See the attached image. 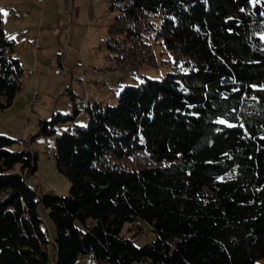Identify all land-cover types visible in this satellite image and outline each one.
I'll use <instances>...</instances> for the list:
<instances>
[{"label": "trees", "instance_id": "trees-1", "mask_svg": "<svg viewBox=\"0 0 264 264\" xmlns=\"http://www.w3.org/2000/svg\"><path fill=\"white\" fill-rule=\"evenodd\" d=\"M109 11L103 47L115 67L156 66L154 44L187 61L124 87L115 106L88 103L87 126L55 143L68 196L31 187L36 153L0 134V264H48L50 240L54 264L85 254L98 264H254L264 253V0H110ZM16 48L0 13V109L21 89ZM138 219L156 236L141 247Z\"/></svg>", "mask_w": 264, "mask_h": 264}, {"label": "rangeland", "instance_id": "rangeland-1", "mask_svg": "<svg viewBox=\"0 0 264 264\" xmlns=\"http://www.w3.org/2000/svg\"><path fill=\"white\" fill-rule=\"evenodd\" d=\"M72 1V15L65 11L63 0L50 1L52 7L48 6L46 20L52 17L50 9L56 12L58 8L60 19L54 29L46 30L47 26H44L46 29L39 38L37 7L32 8L33 18L28 26L25 14H20L19 20L11 12L12 16H4L3 12L6 11L2 5L5 0H0L3 26L7 28L5 34L16 39L18 44L14 56L20 60L23 69L20 91L10 106L0 109V134L17 141L12 150L28 149L36 153L37 169L30 177L29 185L40 193L57 196H68L71 184L56 167L53 157L55 143L68 129L87 126L88 113L85 108L88 103L115 106L124 87L138 86L144 79L163 80L169 72L182 71L187 61L182 58L177 63L172 53H164L160 44H154L156 66H143L138 70L115 67L114 57L103 47L107 28L115 16L109 11L110 0ZM8 3L11 4L12 0H8ZM15 19L21 22L17 25ZM16 25L22 30L15 32L16 28L13 27ZM10 30L14 31L12 36ZM259 36H264V33ZM33 41L35 45L30 44ZM75 111L78 114L72 121L70 118ZM45 123L47 131L54 129L53 134L42 132ZM41 216L43 227L52 238L56 230L48 211L43 209ZM138 224L143 234L133 238L134 244L141 247L153 242L156 236L148 223L138 219ZM129 226L125 224L121 235L131 239L133 236L128 232ZM47 251L48 264H54L51 240ZM76 264L98 263L93 254H85L78 258ZM254 264H264V257H257Z\"/></svg>", "mask_w": 264, "mask_h": 264}, {"label": "crops", "instance_id": "crops-1", "mask_svg": "<svg viewBox=\"0 0 264 264\" xmlns=\"http://www.w3.org/2000/svg\"><path fill=\"white\" fill-rule=\"evenodd\" d=\"M50 1L51 0H12V3H8V0H5V2L3 3L2 5V9L4 11L7 12L8 16H12V15H15L16 18L19 20L20 19V14H25V17L27 18V25L29 26V22L32 20V8L34 7H37L39 9V17H38V22H37V26H38V30H39V34H38V37L40 38L42 36V33L44 32V30L46 28H43L44 26H47V29L50 28V29H54L56 28V25H58V22H59V19H60V16H59V9H57V11H53L52 9H50V16H52L51 18L49 17L48 20H46V13L48 12V6H51L52 7V4H50ZM52 3H53V0H52ZM10 4V5H9ZM11 12V13H9ZM2 17V16H1ZM17 20L15 19L14 22L18 25L21 21L19 22H16ZM3 24H4V21H3ZM16 25V26H17ZM13 26V24H12ZM14 26L13 28H16L14 30H16L15 32H19L20 30V27H16ZM34 26V25H33ZM36 26V27H37ZM3 28H5L3 26ZM22 28V27H21ZM7 28L4 29V31H6ZM13 30H10V35L13 34ZM12 36V35H11ZM16 41V39H14ZM17 43V41H16ZM35 42H30L31 45H35L34 44ZM18 44V43H17ZM55 237V234L52 235V238L51 239H54ZM260 258L264 257V253L261 254L260 256H258ZM138 263H141V264H146V263H142V262H138Z\"/></svg>", "mask_w": 264, "mask_h": 264}, {"label": "built area", "instance_id": "built-area-1", "mask_svg": "<svg viewBox=\"0 0 264 264\" xmlns=\"http://www.w3.org/2000/svg\"><path fill=\"white\" fill-rule=\"evenodd\" d=\"M63 4H64V7H65V11L67 13H69V8L74 6L72 0H63ZM48 153H49V151H48Z\"/></svg>", "mask_w": 264, "mask_h": 264}, {"label": "bare ground", "instance_id": "bare-ground-1", "mask_svg": "<svg viewBox=\"0 0 264 264\" xmlns=\"http://www.w3.org/2000/svg\"><path fill=\"white\" fill-rule=\"evenodd\" d=\"M74 12V6L69 8V14L72 15V13ZM51 153V151L49 150V154Z\"/></svg>", "mask_w": 264, "mask_h": 264}, {"label": "snow or ice", "instance_id": "snow-or-ice-1", "mask_svg": "<svg viewBox=\"0 0 264 264\" xmlns=\"http://www.w3.org/2000/svg\"><path fill=\"white\" fill-rule=\"evenodd\" d=\"M3 15L7 16V12H3ZM261 38L264 39V36H262ZM13 39H14V37H13ZM220 122L223 123V121H220Z\"/></svg>", "mask_w": 264, "mask_h": 264}]
</instances>
